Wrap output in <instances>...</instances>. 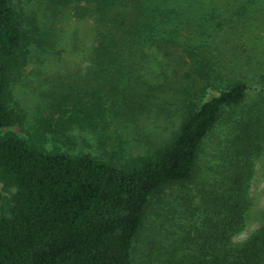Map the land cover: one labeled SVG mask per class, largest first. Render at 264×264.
Returning a JSON list of instances; mask_svg holds the SVG:
<instances>
[{"label":"trees","instance_id":"obj_1","mask_svg":"<svg viewBox=\"0 0 264 264\" xmlns=\"http://www.w3.org/2000/svg\"><path fill=\"white\" fill-rule=\"evenodd\" d=\"M48 7L94 22L91 53H83L94 76L79 80V114L69 116L79 131L103 146L116 120L137 132L145 117L165 125L175 111L178 123L156 141L141 133L150 146L120 160L0 133V264H264V206L256 227L232 239L253 202L256 160L264 170V88L245 99L248 85L220 57L239 52L240 68L261 55L264 0H49ZM31 27L14 0H0V128L21 121L10 82L36 47ZM244 34L254 38L249 49L231 44ZM254 68L264 76V59ZM214 131L218 139L203 155Z\"/></svg>","mask_w":264,"mask_h":264},{"label":"rangeland","instance_id":"obj_2","mask_svg":"<svg viewBox=\"0 0 264 264\" xmlns=\"http://www.w3.org/2000/svg\"><path fill=\"white\" fill-rule=\"evenodd\" d=\"M48 2L49 0H14V6L23 22L33 24V27L28 29L34 38L30 43H37L36 47L30 49L20 75L10 82L14 107L16 106L20 111L21 121L0 128V133L11 131L21 137L39 141L45 146L69 151L89 150L92 153L102 151L104 156L111 158L119 156L117 159L120 160L142 153L150 146L149 143L141 140V133H147L148 138L156 141L165 136L172 127L175 128L178 116L175 117L176 113L173 111L172 115H170L171 112L168 113L166 118L168 122L165 125L160 116L145 117L143 129L136 130L137 132L124 127L120 120H116L117 124L109 126L106 130L107 142L103 146L95 142V135L92 131H79L69 116L72 114L74 118L79 114H75L76 105L79 104L76 97L80 92L78 90H81L79 87L83 89L85 86L79 80L94 76L91 74L93 71L92 58L83 55L85 52L91 53L94 22L90 16L76 15L71 8L50 9ZM257 30L262 43L261 47L264 50V28L258 25ZM47 32L49 35H44ZM245 36L246 34L239 41L232 39L231 44L245 42L249 49L254 38L250 35L245 40ZM226 46L225 48H227ZM86 49L89 51H85ZM259 54L258 51L254 53L251 61L245 67L240 68H234L235 64L233 63L237 60L233 55L238 56L239 52L220 54L224 62L230 61L234 66L229 70L230 73L243 78L248 85L245 98L247 100L251 99L260 88H264V76L258 75L254 68L255 61L259 57L264 59V51L261 55ZM70 87H72L71 93L75 95L74 99L70 94L68 99H65V102L61 104V94L69 91ZM106 87L107 85L103 84L102 88ZM88 88L90 89L89 85ZM83 100L87 103L88 98L84 96ZM105 118L109 119L106 116ZM60 122L62 123L57 129V124ZM137 123L140 124L138 119ZM38 130H42L44 133L35 135ZM118 138L121 141L117 140ZM217 139V131H214L209 136L208 146H205L203 155ZM262 162L263 160L260 159L255 162V173L249 186L253 202L247 211L243 229L233 235V240L243 239L258 224V210L264 206ZM1 192L8 194L6 190Z\"/></svg>","mask_w":264,"mask_h":264}]
</instances>
